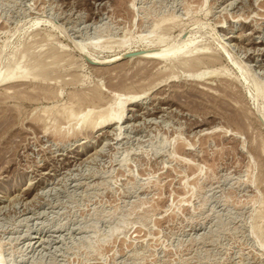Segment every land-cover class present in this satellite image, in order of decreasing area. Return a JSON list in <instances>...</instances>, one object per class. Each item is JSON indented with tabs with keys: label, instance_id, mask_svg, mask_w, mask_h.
<instances>
[{
	"label": "rangeland",
	"instance_id": "1",
	"mask_svg": "<svg viewBox=\"0 0 264 264\" xmlns=\"http://www.w3.org/2000/svg\"><path fill=\"white\" fill-rule=\"evenodd\" d=\"M159 22L157 36L198 44L201 58L218 43L232 58L213 61L215 76L213 58L186 71L190 53L95 70L80 52L93 39L105 46L92 55H115ZM10 51L46 73L0 85L2 264H264V115L251 100L264 84V0H0V70ZM119 82L151 88L125 104L127 122L95 128L97 108L78 122L74 99L100 89L102 104ZM226 85L231 98H212ZM222 99L245 111L244 129Z\"/></svg>",
	"mask_w": 264,
	"mask_h": 264
},
{
	"label": "bare ground",
	"instance_id": "2",
	"mask_svg": "<svg viewBox=\"0 0 264 264\" xmlns=\"http://www.w3.org/2000/svg\"><path fill=\"white\" fill-rule=\"evenodd\" d=\"M228 1V0H227ZM221 4V3H220ZM222 22V21H221ZM160 22L157 24V25H155V27L150 31L151 32V34L152 35H143V36H141V37H136V38H131V37H127V38H125V39H123V40H121L120 42H117V43H115L119 48H120V51L118 52V53H116L115 55H111V56H109V57H98V56H94V55H92L89 51V47H91V48H100L101 49V47L102 46H105L104 44H102V43H99L100 41H94L93 39V41L90 39V41L89 42H86L85 44H80V52L83 54V55H86L87 57L89 56V57H91L90 59H91V61L90 62H88V63H92V65H88V66H91V67H93V69L95 68V70L98 68V70H99V68H100V70L102 69V68H105V69H110V68H113V67H117L118 65L120 66V65H124V64H129V62L131 63V64H133V65H138L139 67H141L142 69L144 68V65L146 64V62H150V64L151 63H153V64H156V63H159V62H165V60L166 59H171V60H173L174 58H178V57H181L183 54H187V56H188V53H190L191 55L189 56V57H183V61H184V66L182 65V63H181V65L185 68V70L186 71H188V72H192L193 70L192 69H194V66H196V64H199V65H197L198 67H200L201 66V64H202V62H201V60L203 61V62H205L206 61V59L208 60L209 58H213V59H210V61H212V62H206V64H209V63H211V64H213V68L210 70V71H208L207 69V73H208V75H217V74H215V72H216V68L214 67V63H213V61L215 60V62L217 61V63L216 64H219L220 63V61L222 60V59H227L228 57H231L232 58V55H231V53H230V51L228 50V48L227 47H225L224 45H221V43H218L216 46H214L213 48L215 49V51L214 52H216V51H219L220 53H214V54H210L209 52H208V54H210V55H207L205 52H203L204 54H202V55H205L206 54V56H203L202 58L201 57H199V53H202V52H200V51H198L199 53L198 54H194V52L196 53V51L197 50H199V49H197L196 50V48H197V46H198V44H197V46H196V44H194V45H187V44H183L182 43V45H180L181 43H176V39H170V36H168V37H162V36H157V32L158 31H156V29L158 30V28L157 27H160ZM223 24V23H222ZM217 25L218 27H224L223 25ZM183 27H184V25H182V26H180V30H179V34L177 35V37H179L184 31H183ZM176 37V38H177ZM219 42V41H218ZM175 43L177 44L176 45V47L174 46L175 45ZM220 44V45H219ZM77 45H78V43H77ZM109 48H111L112 46H113V44H106ZM257 45V44H256ZM156 46V47H155ZM157 46H159V47H157ZM117 47V48H118ZM104 48V47H103ZM141 49L142 50V52H140V53H138V54H135V55H133V56H127V57H121V54L122 53H124V52H128V51H133V50H135V49ZM212 48V49H213ZM99 49V50H100ZM152 49V50H151ZM62 50V49H61ZM93 50V49H92ZM210 50V49H209ZM12 51V50H11ZM9 52V53H7L6 55H5V57H3L2 58V68H1V70H0V85L1 84H3V83H6V84H9V86H7L6 88H8V87H10L11 88V86L13 85V84H15V86L13 85L12 87V89L14 90V87H15V89H16V84L17 83H20L21 84V82L23 81V82H25L27 79H26V75H28V73H31L32 75V77H36V79L38 80V76H40V77H42V79H45V78H43V77H45V70L43 69V67H40L39 65H41L42 64V66H43V63H41L40 64V62H39V64L38 63H34L32 66L31 65H29V63H28V65L29 66H24L23 68L21 67V68H18L16 65L17 64H19L18 63V61H16L15 59H13V60H15V61H13V60H11V57H14V54H16V52H14V53H12V52ZM211 51V50H210ZM222 51V52H221ZM54 54H56V53H54ZM66 54V53H65ZM220 54V55H219ZM82 55V56H83ZM23 56V55H22ZM80 57H81V55H79ZM59 57V56H58ZM173 58V59H172ZM80 59V58H79ZM200 59V60H199ZM27 60V59H26ZM124 60V61H123ZM175 60V59H174ZM197 60L199 61L198 63H197ZM205 60V61H204ZM0 61H1V58H0ZM38 61V60H37ZM41 61V60H40ZM120 61H122V62H120ZM167 61V60H166ZM179 61V60H178ZM182 61V62H183ZM209 61V60H208ZM36 62V61H35ZM97 62V63H96ZM100 62V63H99ZM103 64H102V63ZM118 62V63H117ZM86 63V62H85ZM145 63V64H144ZM36 64V66H34ZM93 64H97V65H93ZM109 64H112V65H109ZM144 64V65H143ZM205 64V63H204ZM205 64V65H206ZM21 65V64H20ZM98 65H100V66H98ZM104 65H106V66H104ZM203 65V64H202ZM204 65V66H205ZM236 65L238 66V63H236ZM19 66V65H18ZM33 66L34 67H37V68H35V70H32L33 69ZM143 66V67H142ZM196 66V67H197ZM217 66V65H216ZM195 67V68H196ZM238 67H241V65L240 66H238ZM47 68V67H46ZM45 68V69H46ZM146 68V67H145ZM199 69V68H198ZM203 69V68H202ZM202 69H200V71L202 70ZM48 70V69H47ZM97 70V71H98ZM103 70V69H102ZM114 70V69H113ZM144 70V69H143ZM142 71V70H141ZM205 71V70H204ZM202 72V73H204V75H206V73L205 72ZM139 70H138V74H139ZM199 72V71H198ZM161 73H162V71H161ZM189 73V74H190ZM243 73V72H242ZM133 74V73H132ZM137 74V75H138ZM158 74V73H157ZM201 73H197L196 74V78H200L199 76H204L203 74L202 75H200ZM30 75V74H29ZM28 75V76H29ZM146 75V74H145ZM144 75V76H145ZM169 74H167V75H164V77L161 75V76H158V77H156L155 79H152L151 81H149L148 82V85H151V87L153 86H155V85H157V83L159 84V82L161 81V80H163V79H166L167 78V76H168ZM192 75V74H191ZM134 76H136V75H134ZM142 76V75H141ZM143 76V77H144ZM190 76V75H189ZM194 76V75H193ZM147 77H149V76H147ZM139 78V77H138ZM204 78V77H203ZM249 78V77H248ZM29 79H32V78H29ZM28 79V80H29ZM140 79H141V77L139 78V79H137L139 82H142V81H140ZM250 79V81L251 82H253V80H252V77L251 78H249ZM135 80V79H134ZM146 80H147V78H146ZM145 80V81H146ZM167 80V79H166ZM165 80V81H166ZM176 80H178V79H176ZM248 80V79H247ZM31 81V80H30ZM34 81V80H33ZM144 81V80H143ZM172 81H174L175 82V78L174 79H172L171 80V82ZM186 82V81H185ZM190 82V81H189ZM193 82V81H192ZM248 82H249V80H248ZM32 83V82H31ZM136 83V82H135ZM250 83V82H249ZM173 84H175V83H173ZM209 84V83H208ZM11 85V86H10ZM34 85V84H33ZM119 88H117L118 89V91H114V93H112L111 95H109L108 96V98L107 99H105V102L104 103H102V104H99V102H98V100L100 99V97L103 95L102 93H101V91L99 92V90H97V89H93V90H91V93L89 94V96L88 95H86V94H84V95H80V96H78L77 98H76V100L74 99V102H76V104L77 103H79V108H80V106H81V111H79V112H76V113H80V119L78 120V122H84L85 120H87L89 117H88V115H89V113H90V111H92V109L93 108H97V112H98V119H96L95 120V122L94 123H96L95 124V128H102L103 126H106V125H109V124H119V123H125V121L128 119L126 116L127 115H123V113H124V110H125V104L126 103H128V105H131V104H135V102H138V100H139V97L141 96V95H143V94H146L147 93V91H149L151 88H145L144 90H141L140 88V90H132V89H130V91L128 90L127 91V87H125L126 86V83L124 84L125 86H123V83L122 82H119ZM176 85V84H175ZM187 85V84H186ZM189 85V84H188ZM204 85H205V83H204ZM35 86V85H34ZM142 86V85H141ZM140 86V87H141ZM145 86V85H144ZM192 86H193V84H192ZM195 86V85H194ZM200 86H202V85H200ZM33 87V86H32ZM39 87V86H38ZM43 87V86H42ZM122 87H125V90L124 91H122L123 90V88ZM180 87H182V86H180ZM199 87V86H198ZM204 87V86H203ZM208 87V86H207ZM220 88H217L218 89V92L214 95V96H212V98L214 97V99H216L217 98V96H218V98L220 97V96H227V95H229V98H231L230 96H231V94H230V91H228V87H227V85L224 87H221V86H219ZM2 88V87H1ZM4 88V87H3ZM44 88V87H43ZM52 86H45V91H44V93L46 92L47 94L48 93H56V92H53V90H52ZM115 88V89H116ZM144 88V87H143ZM191 88V87H190ZM199 88H202V87H199ZM197 89V87H196V89L195 90H197V94H199L198 93V91L199 92H202L203 90V88L202 89ZM122 89V90H121ZM174 89V88H173ZM175 89H176V87H175ZM177 89H178V86H177ZM1 90V89H0ZM7 90L8 89H3V91L4 92H7ZM18 90V89H17ZM16 90V91H17ZM38 90V89H37ZM179 90V89H178ZM194 90V89H193ZM10 91V90H9ZM15 91V92H16ZM59 91V90H58ZM191 91V90H190ZM220 91V92H219ZM15 92H14V94H15ZM195 92V91H194ZM213 92V91H212ZM233 91H231V93H232ZM3 93V92H2ZM1 93V94H2ZM11 93H13L12 91H11ZM17 93H18V91H17ZM100 93H101V95H100ZM204 93V92H203ZM202 93V94H203ZM206 93V92H205ZM234 93V92H233ZM6 94H8V93H6ZM23 94V93H22ZM58 94V93H57ZM74 94V93H73ZM236 94L237 93H235V95H233V97L234 96H236ZM53 95V94H52ZM120 95H122V96H126L125 98H123L121 101H118V96H120ZM205 95V94H204ZM204 95H203V97H204ZM207 95H208V93H207ZM75 96V95H74ZM144 96V95H143ZM210 96V95H209ZM72 97V96H71ZM76 97V96H75ZM156 97V96H155ZM216 97V98H215ZM228 97V96H227ZM232 97V98H233ZM236 97H238V96H236ZM102 98V97H101ZM217 98V99H218ZM73 99V98H72ZM91 99H95L96 100V102L94 101V102H89V101H91ZM223 100V99H222ZM251 100H252V103L254 104V106L256 105V111H258V112H260V113H262L263 115H264V111H263V108L261 109L260 107H259V105H261V104H258V102L260 101V102H262L263 104H264V84L262 85L261 83H260V85L257 87V88H255V93H252L251 94ZM93 101V100H92ZM103 101V100H102ZM236 101H238L237 100V98H236V100H235V102L234 103H237ZM221 102V101H220ZM239 102V101H238ZM222 103L225 105L224 107L225 108H222L221 110H223L224 112L223 113H225V114H227V116H228V119L231 121V122H233L234 124H236L237 125V129L239 130V129H242L243 128V126H242V123H245L246 121H245V119H246V116H245V111L244 112H242V110H238V109H234V108H232V106H231V104L230 103H227L226 101L224 102V100L222 101ZM233 103V104H234ZM116 104H118V106H117V109H113V106H116ZM238 105V104H237ZM239 107H240V105H238ZM261 106H263V105H261ZM237 106H235V108H236ZM69 109H70V107H68ZM72 108V107H71ZM129 108V107H128ZM73 109V108H72ZM126 109H127V107H126ZM128 110V109H127ZM134 110V109H133ZM217 110V109H216ZM241 111V112H240ZM145 112V111H144ZM150 112V111H149ZM251 112H253V111H251ZM257 112V113H258ZM66 113V112H65ZM75 113V112H74ZM75 113V114H76ZM214 113V112H213ZM217 113V112H216ZM220 113V112H219ZM254 113V112H253ZM257 113H254L255 115L257 114ZM68 113H66V117H68ZM216 115V114H215ZM222 115V114H221ZM220 115V116H221ZM124 116V117H123ZM65 117V118H66ZM226 117V116H225ZM254 117L255 116H253V119H254ZM223 118V117H222ZM256 118V117H255ZM227 120V119H226ZM254 120H256L257 122H255V124L256 123H258V125L259 126H261V124H259V122H258V120L260 121L261 120V122H262V124H263V126H264V117L260 114V119H254ZM77 122V123H78ZM127 122V121H126ZM45 126V125H44ZM259 128H261V127H259ZM236 129V128H235ZM244 129V128H243ZM262 129V128H261ZM245 131V130H244ZM264 133V132H263ZM262 133V134H263ZM257 144V143H256ZM259 148H261L263 151H264V142L263 143H260V144H258V148H257V150L259 149ZM261 149H260V151H261ZM259 151V150H258ZM257 153V152H256ZM260 163V162H259ZM261 171H262V173L264 174V165L262 166V164H261ZM260 173V172H259ZM259 175H261V173L259 174ZM264 179V178H263ZM258 180V179H257ZM258 219V218H257ZM29 243H31V241H29ZM31 245V244H30ZM0 257H1V255H0ZM2 259L0 258V264H2V261H1ZM4 262V261H3Z\"/></svg>",
	"mask_w": 264,
	"mask_h": 264
},
{
	"label": "water",
	"instance_id": "3",
	"mask_svg": "<svg viewBox=\"0 0 264 264\" xmlns=\"http://www.w3.org/2000/svg\"><path fill=\"white\" fill-rule=\"evenodd\" d=\"M140 52H142V50H133V51L124 52V53L121 54V57L124 58V57H127V56H133V55L138 54V53H140ZM83 58H84L86 61H88V62L91 61V59H90L89 57H87L86 55H83ZM263 123H264V122H263Z\"/></svg>",
	"mask_w": 264,
	"mask_h": 264
}]
</instances>
